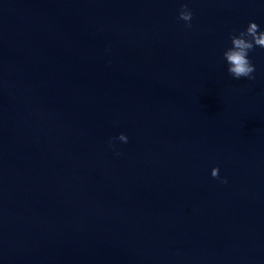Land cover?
<instances>
[{"label": "water", "instance_id": "water-1", "mask_svg": "<svg viewBox=\"0 0 264 264\" xmlns=\"http://www.w3.org/2000/svg\"><path fill=\"white\" fill-rule=\"evenodd\" d=\"M249 22L264 0H0V264H264V50L254 80L223 60Z\"/></svg>", "mask_w": 264, "mask_h": 264}, {"label": "clouds", "instance_id": "clouds-1", "mask_svg": "<svg viewBox=\"0 0 264 264\" xmlns=\"http://www.w3.org/2000/svg\"><path fill=\"white\" fill-rule=\"evenodd\" d=\"M177 19L183 21L185 27H191L193 12L188 8L187 4L181 6ZM229 39L231 47L223 53V60L228 66V74L236 80L241 78L254 80L255 76L253 73L255 72V66L248 57L249 53L254 51L255 48L264 50V31H261L259 25L255 22H249L245 30L240 31L238 34H231ZM115 139H118L122 143L128 142V138L124 134H120ZM109 146H112L111 141L109 142ZM211 177L213 179H220L218 168L212 169ZM220 182L227 184L228 181L227 179H220Z\"/></svg>", "mask_w": 264, "mask_h": 264}]
</instances>
